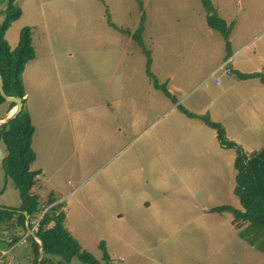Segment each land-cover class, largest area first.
<instances>
[{"label": "rangeland", "instance_id": "1", "mask_svg": "<svg viewBox=\"0 0 264 264\" xmlns=\"http://www.w3.org/2000/svg\"><path fill=\"white\" fill-rule=\"evenodd\" d=\"M139 1L142 8L138 0H15L22 13L6 39L15 47L20 29L30 26L35 49L23 72L35 127L30 170L39 174L31 228L59 204L65 228L100 264L105 250L112 264H264V253L239 237L244 224L211 210L242 208L233 192L234 162L218 152L215 132L181 109L221 118L223 79L264 60V0H211L230 29L228 46L208 26L201 0ZM7 4L0 0V24ZM142 14L150 71L170 96L155 87L148 55L131 38ZM228 56L230 76L212 75ZM8 107L0 102V117ZM223 122L246 138L239 120ZM20 205L0 165V206ZM5 230L0 238L23 232ZM27 241L3 264H34ZM47 257L44 264H90Z\"/></svg>", "mask_w": 264, "mask_h": 264}, {"label": "trees", "instance_id": "2", "mask_svg": "<svg viewBox=\"0 0 264 264\" xmlns=\"http://www.w3.org/2000/svg\"><path fill=\"white\" fill-rule=\"evenodd\" d=\"M201 1L206 10V22L208 26L219 31L225 38L226 45L228 46L230 29L227 27L226 21L218 16L211 0ZM138 2L140 8H142L141 2L139 0ZM3 12L4 20L0 24V74L3 79L5 93L8 96L19 97L22 102V108L14 118L0 125V143L5 148V154L0 163L7 176L13 179L18 189L21 200L18 210L27 212L30 226L32 227L31 220L39 211V203L38 195L31 193V188L35 184L34 177L38 173L30 170V164L35 159V152L31 146L35 127L29 112L24 107L26 92L23 82V72L26 63L35 58V49L32 43V29L30 26H24L20 29L18 42L15 47L11 48L5 38V32L14 21L19 19L22 12L15 5V0H8L7 7ZM144 20V14H142L139 26L131 34V38L148 55L146 73L154 79L155 87L161 88L166 95L170 96L169 91L164 86L157 84V80L150 71L151 61L149 52L145 49L142 40ZM108 24L118 31L129 33L113 24L110 20H108ZM253 77L258 78L264 85V71L239 74V78L241 79ZM4 101L0 96V102ZM7 103L9 110L16 108L14 103ZM181 109L188 117L199 118L207 126L214 129L222 147L234 149L236 154L234 159L236 175L233 192L238 197L242 208L238 209L230 205H221L211 210L231 213L233 215L232 223L236 227L240 228L244 224L239 231V237L264 253V146L259 151L247 155L240 145L227 139L225 129L219 122L211 120L208 115H196L186 109ZM52 203L53 200L49 202V204ZM56 205L42 214L35 231V235L41 240L43 247L41 264H44L48 260L47 256L49 255L61 256L65 260H70L76 256L84 262L100 264L90 253L82 248L79 242L65 228L63 225L64 213L61 211L57 212ZM50 209H54V211H50ZM0 222L5 223L9 228L13 225L25 228L24 215L21 212L9 209H0ZM27 238L33 246L32 255L34 264H37L40 244L29 234ZM102 259L103 263L101 264H112L106 250Z\"/></svg>", "mask_w": 264, "mask_h": 264}, {"label": "crops", "instance_id": "3", "mask_svg": "<svg viewBox=\"0 0 264 264\" xmlns=\"http://www.w3.org/2000/svg\"><path fill=\"white\" fill-rule=\"evenodd\" d=\"M10 28H11V26L5 32V38H7L6 34ZM14 40H16V38H14ZM230 41H231V38H229V43H230ZM17 42H18V40H17ZM256 62H257V64L255 63V66H253L252 68H248V66H241L240 67L241 73H254V72L264 71V60L261 57H257ZM255 67H258V68H255ZM232 71H233V69H232ZM230 74H228V76H230ZM215 82L219 83V81L217 79H215ZM219 88H220V95L224 97V101H223L224 106L220 105L217 108V111L220 112L221 118H216V120H217L216 122H219L224 127L226 137L229 140L234 141L237 144H239L247 155H250L257 150H260L264 146V85L260 82V80L258 78H255V77L248 78V79H241L239 77H234V78H224L223 83L221 84V86ZM25 107H26V110H28V112L30 114V110L27 107L26 98H25ZM12 110L13 109L9 110L8 108L4 109V112H3L2 116L0 117V120L3 119L4 117L8 116L10 112H13ZM188 111L191 113H194L196 115H201L200 112H198V110H195V109L191 110L189 108ZM227 117L231 118V123H233L235 120H239L240 125L247 132L246 138H243V139L240 138L239 131L237 130V126H233V128L230 129L228 122H227L228 126L225 124V122H223V121H227ZM189 118L190 119H197L198 121H202L196 117H194V118L189 117ZM252 118L257 119L259 127H255L254 124H252L253 123ZM31 120H32V117H31ZM249 126L251 128H254V129H249ZM212 130L215 132L214 129H212ZM34 134H35V132H34ZM215 135H216V132H215ZM33 137H34V135H33ZM246 141H248V142H246ZM218 144H219V142H218ZM31 145L33 146V140H32ZM0 147L2 150V154L4 156L5 148L1 143H0ZM218 148H219L218 152L220 154H227L228 161H230V163L233 164L234 159H235L234 149L224 148L220 144H219ZM33 151H34V149H33ZM35 157H36V155H35ZM0 165H1V163H0ZM36 175H35L34 179L39 178V174H36ZM235 175H236V173H235ZM233 189H234V187H233ZM146 205H147L146 209H148L150 207L149 202H146ZM6 208H8V206H0V209H6ZM47 209H49V207ZM45 211L41 212L40 215L38 216V218L35 219L36 223L38 222V220L40 219V217L42 216V214ZM29 221H30V219H29ZM32 221H33V218L31 220V223H32ZM0 224L3 225V226L0 225V227H1L0 228V232H1L0 234H2V233L5 234V232H6L5 229H7L8 226L3 222H1ZM29 225H30V223H29ZM15 226L21 227V226H17V225H15ZM22 229H23L22 233H19L18 235L10 236L9 239L6 237L5 238L1 237L0 238V244L1 243L9 244V246L7 248L11 247L13 250H15L16 246H18L20 243L24 244L25 241L28 240L27 241L28 244H26V246H25L26 247V254L27 255L33 254L32 253L33 246L31 245L30 240L27 238V235L29 234V232L26 229V219H25V228H22ZM34 239L38 242V240L36 238H34Z\"/></svg>", "mask_w": 264, "mask_h": 264}, {"label": "water", "instance_id": "4", "mask_svg": "<svg viewBox=\"0 0 264 264\" xmlns=\"http://www.w3.org/2000/svg\"><path fill=\"white\" fill-rule=\"evenodd\" d=\"M0 96L7 102H12L14 103V106L17 107L16 111L14 112H10L8 116L4 117L3 119L0 120V125L3 124V123H6L8 122L10 119L14 118L21 110L22 108V102H21V99L19 97H14V96H8L5 91H4V88H3V79H2V76L0 74ZM12 109V108H11ZM2 157H3V154H2V150H1V147H0V162L2 160ZM17 212H21L24 216H25V219H26V229L27 231L29 232V234L36 238L40 244V249H39V253H38V259H37V264H41V258L43 256V247H42V242L41 240L35 235V232L33 230V228L30 227L29 223V217H28V214L26 211H17Z\"/></svg>", "mask_w": 264, "mask_h": 264}, {"label": "built area", "instance_id": "5", "mask_svg": "<svg viewBox=\"0 0 264 264\" xmlns=\"http://www.w3.org/2000/svg\"><path fill=\"white\" fill-rule=\"evenodd\" d=\"M232 61V57H228L227 59H225L223 61V63H221L213 72L212 75H216L219 72H223L225 74H230L231 73V69L229 67H227V65ZM37 176V175H36ZM37 226H38V222H35V226L33 228L34 231L37 230ZM13 249L11 247L6 248V249H1L0 248V264H3L4 262L9 263V259H8V253L10 251H12Z\"/></svg>", "mask_w": 264, "mask_h": 264}, {"label": "bare ground", "instance_id": "6", "mask_svg": "<svg viewBox=\"0 0 264 264\" xmlns=\"http://www.w3.org/2000/svg\"><path fill=\"white\" fill-rule=\"evenodd\" d=\"M15 107H16V106H15ZM16 109H17V107L13 110V112L16 111Z\"/></svg>", "mask_w": 264, "mask_h": 264}, {"label": "clouds", "instance_id": "7", "mask_svg": "<svg viewBox=\"0 0 264 264\" xmlns=\"http://www.w3.org/2000/svg\"><path fill=\"white\" fill-rule=\"evenodd\" d=\"M228 57H232V56H228ZM225 59H227V58H225Z\"/></svg>", "mask_w": 264, "mask_h": 264}]
</instances>
